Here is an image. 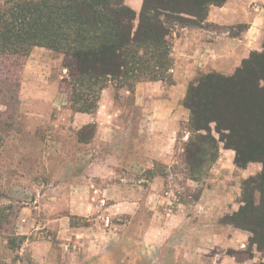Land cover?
<instances>
[{"label":"rangeland","instance_id":"obj_1","mask_svg":"<svg viewBox=\"0 0 264 264\" xmlns=\"http://www.w3.org/2000/svg\"><path fill=\"white\" fill-rule=\"evenodd\" d=\"M195 1L200 2L198 11ZM220 1L178 0L192 15L159 11L171 29L170 41L180 28L203 26L207 6ZM65 62L62 54L46 47H34L25 57L0 55V264L79 263L87 249L93 251L95 243L108 241L105 230L128 224L130 216L109 207L117 196L126 192L140 196L144 181L157 175L165 179V190L175 192L184 203L192 202L205 185L231 198L218 222L247 238L232 247L207 249L213 261L209 263L203 262L205 252L199 249V264H264V248L252 242L250 231L234 224L240 223L235 214L243 205L244 183L262 172V163L237 166L235 151L225 145L214 123L207 132H192L190 112L182 101L183 124L172 164L151 170L133 167L134 154L139 153L126 140L131 116L115 121L110 129L107 114L137 113L143 97L167 93L161 87L144 89L149 81L130 86L112 81L101 91L94 112H76L65 82ZM155 82L168 87L171 69L164 72L163 81ZM253 197L258 204L259 192Z\"/></svg>","mask_w":264,"mask_h":264},{"label":"trees","instance_id":"obj_2","mask_svg":"<svg viewBox=\"0 0 264 264\" xmlns=\"http://www.w3.org/2000/svg\"><path fill=\"white\" fill-rule=\"evenodd\" d=\"M0 2V55L25 57L34 47L62 54L69 98L80 113L95 111L109 82L130 86L163 81L173 63L172 42L171 29L161 19L165 15L158 12L192 15L178 0H143L138 19L123 0ZM199 4L195 1L194 11ZM183 105L190 112L192 132H207L209 124H215L225 145L235 151L237 166L262 163V172L244 183L243 205L235 214L240 223L234 224L250 231L252 242L264 248V46L231 75L211 72L193 79Z\"/></svg>","mask_w":264,"mask_h":264},{"label":"crops","instance_id":"obj_3","mask_svg":"<svg viewBox=\"0 0 264 264\" xmlns=\"http://www.w3.org/2000/svg\"><path fill=\"white\" fill-rule=\"evenodd\" d=\"M142 3L143 0H126L135 13L140 12ZM202 25L180 28L179 34H173L171 84L143 85L148 90L161 87L167 94L143 97L137 113L117 110L107 114L110 129L115 127V121L131 116L126 140L139 153L134 154L133 167L151 170L159 164H172L176 135L183 124L179 105L198 73L232 74L251 53L263 51L264 0H223L211 4ZM144 183L140 196L120 193L109 206L118 208L116 214L130 216L128 224L114 231L109 229V233L105 230L108 241L95 243L93 251L87 249L79 259L81 263L74 264H199V249L205 252L203 262L209 263L213 261L212 254L206 255L207 249L232 247L247 238L231 232L225 222H218L231 200L222 190H208L205 185L192 202L184 203L175 192L165 190L162 176ZM137 225H141L139 232Z\"/></svg>","mask_w":264,"mask_h":264}]
</instances>
